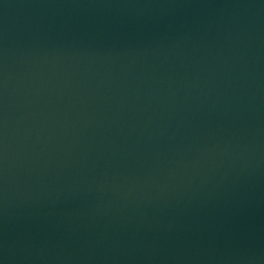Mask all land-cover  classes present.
Here are the masks:
<instances>
[{
  "label": "water",
  "instance_id": "water-1",
  "mask_svg": "<svg viewBox=\"0 0 264 264\" xmlns=\"http://www.w3.org/2000/svg\"><path fill=\"white\" fill-rule=\"evenodd\" d=\"M0 264H264V0H0Z\"/></svg>",
  "mask_w": 264,
  "mask_h": 264
}]
</instances>
